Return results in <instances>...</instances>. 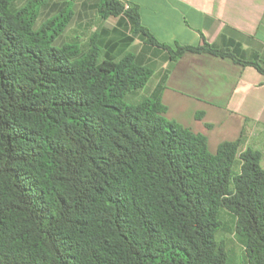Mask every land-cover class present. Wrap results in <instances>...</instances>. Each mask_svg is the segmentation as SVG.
I'll return each instance as SVG.
<instances>
[{
	"label": "trees",
	"instance_id": "obj_1",
	"mask_svg": "<svg viewBox=\"0 0 264 264\" xmlns=\"http://www.w3.org/2000/svg\"><path fill=\"white\" fill-rule=\"evenodd\" d=\"M50 1L0 0V264H229L225 215L246 264H264L261 152L239 139L211 153L161 98L128 104L153 71L112 56L113 39L111 57L97 35L86 51L57 47L74 11L39 24ZM98 13L119 20L115 35L130 31L123 47L140 36L175 62L189 52L241 62L207 42H160L136 4L100 0Z\"/></svg>",
	"mask_w": 264,
	"mask_h": 264
},
{
	"label": "crops",
	"instance_id": "obj_2",
	"mask_svg": "<svg viewBox=\"0 0 264 264\" xmlns=\"http://www.w3.org/2000/svg\"><path fill=\"white\" fill-rule=\"evenodd\" d=\"M121 1L140 7L143 25L160 42L170 46L207 42L242 63L190 52L175 62L140 36L123 48L124 35L131 33L120 29V34H114L119 20L99 16L100 0L84 2L77 17L73 10L71 24L76 18L80 29H93L99 36L107 30L106 43L113 39L119 44L116 56L132 53L140 65L150 68L153 77L142 89L147 91L144 98H161L169 120L206 135L209 142L216 139L218 146L242 139L243 149L260 151L264 164V74L253 65L264 69V0Z\"/></svg>",
	"mask_w": 264,
	"mask_h": 264
},
{
	"label": "rangeland",
	"instance_id": "obj_3",
	"mask_svg": "<svg viewBox=\"0 0 264 264\" xmlns=\"http://www.w3.org/2000/svg\"><path fill=\"white\" fill-rule=\"evenodd\" d=\"M20 1L23 3H26L28 0H20ZM86 1L89 3L94 2V0H51L48 3V6L46 5L47 7L45 6L42 9V12L39 18V24L44 22L49 17L57 14L67 4H69L71 8H73V10L76 13V17H77L78 13L83 11V4ZM17 7L18 5H16V8ZM75 22H77L76 18L73 24H71V26L67 29V31L57 39V41L55 42V45L57 47H61L64 44L74 43V44L79 45L82 51H86L90 46L91 38L95 36L93 34L94 33L100 34V32H97V31L95 32V30L93 29L92 30H82L79 28V26ZM105 31L104 30L102 31L101 36H99V34L97 35V44L102 49L103 57H106V56L111 57L109 54V50L106 47L107 43L104 40L106 37L105 35L107 34V32ZM112 56L116 57V54H113ZM146 92L147 91H143L142 89L135 91L131 95H128L126 102L131 105L137 104L138 101H143V99H145L144 97H146ZM136 94L138 97L133 99V96H135ZM209 149L211 153H216L218 149V142L216 139L211 138L209 142ZM262 167L264 168L263 163H262ZM225 222H226L227 229L220 232V234H218V238L219 240L224 241L226 244L227 251L229 253V264H246V255H245L244 245L241 242V238L238 235H236V233H234V225L232 222V217L229 215H225Z\"/></svg>",
	"mask_w": 264,
	"mask_h": 264
}]
</instances>
